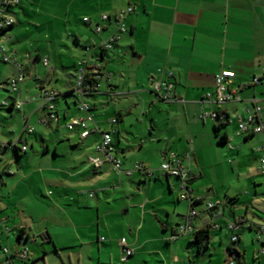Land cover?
Returning <instances> with one entry per match:
<instances>
[{
    "label": "crops",
    "instance_id": "1",
    "mask_svg": "<svg viewBox=\"0 0 264 264\" xmlns=\"http://www.w3.org/2000/svg\"><path fill=\"white\" fill-rule=\"evenodd\" d=\"M18 1L17 5L6 8L14 19V7L22 5L21 0ZM2 2L0 0V8ZM37 2L45 3L25 0L22 6L23 13L31 12L30 18H36L30 19L31 26H42L47 16L57 19L58 16L51 12L42 18L39 11L36 14L34 5ZM47 4L52 3L47 1ZM87 5L91 12L90 22L86 23L84 19L83 22L92 32L95 24L103 28L93 39L94 52L102 40L117 33V14L135 7L123 19L126 31L113 48L104 53L99 49L96 55L92 54V59H98L102 64L98 91L78 96L75 93L76 75L74 82H67L64 89H59L48 86L54 81L53 76L58 78L55 71L41 79L20 65L25 78L19 92L14 93L6 85L16 75L14 63L11 77L3 81V87L13 96L3 100L1 107L10 113L20 111L22 129L15 131L11 127L10 134L5 131L0 134V149L11 150L17 158L15 168L4 164L0 167V264L9 259L5 249L10 252L12 264H168L170 261L183 264L177 253L191 239L180 242L181 236L175 241L171 237L191 211L190 199L198 198L201 201L193 206L198 212L193 219L194 231L186 235L209 228L210 239L213 231H221V242L223 236L229 235L230 242L236 244L241 241L242 230H255L264 247V231L260 232L264 217L257 214L264 208V194L258 191L259 181L252 182L254 194L247 193L251 197L244 205V215L236 216L232 208L227 215V205L222 200L217 199L215 204L208 195L198 191L194 173L195 155L200 149V144L198 147L194 140L197 133L192 131L188 121L178 124L182 112L187 118L198 114L204 125L211 121L214 129L215 125L236 122V114L251 106L253 100L264 107V0H91ZM66 10H72V7ZM102 15L110 19L103 21ZM15 26L16 19L13 27L3 34L7 42H11ZM76 41L82 42L79 34ZM11 54L13 58L17 52ZM79 56L77 61L82 58L83 50ZM44 59L37 57L35 61L43 62ZM222 71L235 73L227 85L229 90L238 89L239 100L232 99L224 104L216 102L215 77ZM255 78L259 79L258 84L254 83ZM28 79L35 81L33 92L29 91L28 83L23 90ZM167 83L174 84L169 100L157 92L159 86L163 90ZM43 91L58 92L53 100L56 119L44 106ZM148 95L155 97L151 96L149 100L156 108L150 121L154 129L147 135L129 131L128 125H133H127V119ZM70 98L74 103L69 102ZM19 100L22 103L17 108ZM81 100L91 106L93 117V122L88 124L92 131L86 138L81 137L79 127L68 129V124L87 116L78 107ZM71 104L78 108L74 110ZM215 112L226 113L231 121L201 118L205 113ZM158 116H167V121L165 128L156 131ZM113 118L118 119L117 123L110 122ZM33 120L34 131L29 133L25 126H31ZM99 130L117 135L118 144L120 136H126L128 144L123 148L116 146L112 139L115 154L122 161L119 173L97 149L101 141ZM130 134L137 138L135 142H130ZM214 134L219 140L215 129ZM223 134L228 138L227 146L232 148L229 136L226 132L220 135ZM256 135L240 137L248 141ZM25 144L27 150L23 152L21 148ZM14 145L20 148L18 152ZM30 149L34 151L27 157ZM258 149L256 172L262 175L257 171L261 157ZM134 154H138L139 160ZM22 157H27L25 163ZM94 159L99 163L95 164ZM166 161L181 166L189 174L186 191L179 178L162 175L159 168ZM137 164L148 171L137 170ZM182 193H187L190 199L182 200ZM238 196L231 197L232 206L239 205ZM211 202L222 212L215 219L207 210V203ZM236 221H239L236 230L230 231L228 224ZM233 235L238 236L237 242H232ZM210 239L208 249L203 252L195 239L199 253L206 254ZM164 242L172 243V246H166ZM192 243L189 242L188 247ZM124 247L133 252L127 259ZM229 247L237 250L235 246L227 245L225 264L230 257ZM25 248L28 258L23 260L17 253ZM163 251L174 252L172 259L162 262L154 257ZM246 252L244 249V254ZM261 252L258 257L256 252L253 254L257 264H264V253ZM243 264H246L244 256Z\"/></svg>",
    "mask_w": 264,
    "mask_h": 264
},
{
    "label": "rangeland",
    "instance_id": "2",
    "mask_svg": "<svg viewBox=\"0 0 264 264\" xmlns=\"http://www.w3.org/2000/svg\"><path fill=\"white\" fill-rule=\"evenodd\" d=\"M39 1H44L45 3L41 5L37 2V4L34 5V9L37 10L36 14L40 12L42 18L43 15L48 14L47 12H49V14L51 12L53 15L58 16L57 19L53 20L48 16H44L43 18L45 19L46 17L47 20L46 22L42 21V26H31L29 23L36 18H30L31 12L29 14L23 13L22 6L25 5V0H21V7L20 5L14 7L16 26L13 31L14 35H12V40L11 42H7L5 40L6 38L4 39L3 37L4 35H1L0 37H2V39L0 38V42L6 48L7 55H12L11 52H17L13 57V59L16 60V63L23 68H27L32 73H35V75L41 79H46L48 75L50 76L52 70L55 71L54 74L57 75L59 81L56 79V76H53L52 78H54V81L51 84H48V86L52 85L59 89H64L67 82H74L73 76L76 75L75 65L78 66L83 56H89L91 59L92 54L96 55L99 51L98 49L94 52L96 50V45L94 47L92 43L93 39H96V34L91 31V27H88L83 22L84 17H91V12L87 5L88 2L91 3V0ZM47 1H50L52 4H47ZM71 1L72 6L70 5ZM69 7H72V10H66V8L68 9ZM77 34H79L80 40L82 41L80 43L76 41ZM84 47H88L89 49L86 50ZM82 50L83 56L77 61ZM28 54L31 55L30 58ZM37 57L40 59L47 58L49 60V66H44L41 61H35ZM13 71L14 64L12 62L5 63L0 58L1 135H3L4 131L7 134L11 127H14L15 131L22 129V116L20 115V111L16 110L13 113H10L8 110L1 107L3 100H9L10 97L13 96V94H10L8 88L3 87L4 82L7 81H5V79L11 77ZM27 83L30 84L28 87H31L29 91H35V81L31 79H28L23 90L25 91ZM24 95L29 94L25 93ZM30 95L32 94L30 93ZM74 96L76 95L74 94ZM151 96L155 99L154 95ZM151 96H146L143 100V104H141L140 101V107L134 108L135 110L132 116L127 119L126 124L128 125L130 123L133 125H128L130 129L129 131H137L142 135H147L154 129L150 126V121L152 119V114L154 115L156 112V108L149 101ZM69 102L74 103L73 98H70ZM71 105L74 110L78 108L73 104ZM181 115L182 117L178 124H187V121L190 122L192 131L197 133V138H194L196 145L199 147L200 144V149H198L197 154L195 155L197 157V163L194 162V173L197 175L196 186L199 188L198 191H201L206 196L208 195L209 199L213 200L215 204L218 203L217 199L222 200V202L227 205V215H229L231 208L236 212V216L239 217L244 215V205L245 203H249L251 195L254 194L253 181H259L260 186L258 191L259 193L264 194V176L259 175L256 172L257 160L260 156L256 150L260 147L259 143L264 142L263 134H257L255 138L245 141L242 137L236 135L237 124L233 121L231 124L222 126L220 130V134L226 132L229 136L232 146V148H229L226 143H218L211 121L206 122L204 125L199 119L198 114H194V117L191 116L189 118L184 116L183 112ZM166 117L167 116L164 118H159V116L156 117L158 127L156 131H159L160 128L166 127ZM63 123L67 124L65 121ZM34 124L35 121L33 120L31 127H33L32 125ZM64 124H62L63 127ZM8 134H10V132ZM111 136L115 145L119 148H123L128 144L126 143L125 135L120 136V144L117 143V135L111 134ZM128 137L130 138V142H135L137 139H134L131 134ZM19 146L21 147V145ZM33 151L34 150L30 149L27 157H29ZM5 152L6 150L4 151L3 149H0V167L4 164L6 167L12 165V168H15L16 156H14V153H12L11 150ZM260 153L262 154V152ZM137 155L138 154H134V157L137 158ZM27 157H22L21 160L23 163L26 162ZM137 159L139 160V158ZM247 193H251V195H248ZM234 194L239 195L240 203L237 206H232L230 203L231 197H233ZM257 214L264 217V213L261 209ZM241 232V241L232 244L229 235L223 236L224 238L221 242V231H213L211 233L210 248L206 254L198 252L194 235H181L180 242L187 240L188 238H190L191 241H186L184 249L177 254L181 256L182 261L186 264H225L227 245H231L237 248L242 258L244 256L246 264H257V262H254L253 254L256 252L255 255L258 257L261 249L264 248L262 242L258 240V233L255 230L252 232L242 230ZM189 242H193V245L191 246L192 248L188 247ZM164 244L169 247L172 246V243L169 244L164 242ZM95 248L96 254L98 255L97 245ZM244 249L247 250L246 254H244ZM173 255L174 252L163 251L154 257L163 262L165 259H172ZM227 259V262L235 261L233 257H228ZM168 264L173 263L170 261Z\"/></svg>",
    "mask_w": 264,
    "mask_h": 264
},
{
    "label": "built area",
    "instance_id": "3",
    "mask_svg": "<svg viewBox=\"0 0 264 264\" xmlns=\"http://www.w3.org/2000/svg\"><path fill=\"white\" fill-rule=\"evenodd\" d=\"M18 0H3L2 5H9V4H15ZM135 10V7L131 6L127 10L121 11L116 16V28L117 33L112 35L106 40H102L99 43V49L100 51H109L113 48V46L118 42V40L121 38L122 34L126 31L125 24L123 23V19L125 16ZM101 19L103 21H107L110 18L106 15H102ZM84 22L88 23L90 22V19L88 17L84 18ZM15 23V19L7 14L3 8H0V36L3 35L4 31L13 26ZM102 26L100 24H95L94 26V33L100 34L102 32ZM89 48H87L88 50ZM0 58L3 62H12L16 66V75L9 80V82L6 84L9 89L14 92L18 93L20 89V84L23 82L25 76L23 74V71L21 69V66L16 63V60L12 58L11 55H7L6 48L4 45L0 42ZM43 64L45 66L48 65V59L45 58L43 60ZM101 62L96 59H91L89 56H84L81 61L79 62L76 70V79H75V93L78 96H83L86 93L96 92L101 87ZM172 74L170 73V76ZM235 76L234 72L231 71H222L221 73L217 74L215 77V84H216V94H217V100L216 102L218 104H224L232 99L239 100L240 98L237 96V90L238 89H231L229 90L228 85L230 83L231 78ZM254 83L258 84L259 79L255 78ZM174 88L173 83H167L165 88L161 90V86L157 88V92L160 93L161 97L169 100L171 98V91ZM58 96V92L56 91H43L41 94V99L44 102V106H46V109L50 112V116L53 119H56V115L53 113L55 110V105L53 104L54 98ZM210 97V95H208ZM233 97V98H232ZM20 100L16 103L17 108L21 106ZM4 106H8L7 102H3ZM78 107L81 111H84L87 113V116L85 118L76 119L70 124H68V129L72 130L75 127H79L81 129V137L86 138L90 133L91 129L89 128L88 124L89 122H93V117L90 113L91 106L84 102L79 101ZM201 118H212L215 121L224 120L225 122H230V117L226 113L220 114L219 112L215 113H205L201 116ZM118 119L113 118L110 120L111 123H117ZM235 121L237 124V135L243 136V135H255V134H263L264 136V107L259 105L256 100L252 101V105L246 107L243 111L238 112L235 116ZM98 129V128H96ZM25 130L29 133H32L34 131V128L31 126L26 125ZM101 133V141L97 145L98 151L102 152L106 159L111 162L113 166V170L117 173L121 171V165L122 161L120 158L116 156V150L114 148L113 142H112V136L111 132H102ZM22 151L25 152L27 150V146H22ZM260 152H262L261 157L259 158V164L257 171L264 175V143L260 148L258 149ZM95 164L99 163L98 159L92 160ZM136 169L147 172L148 170L142 166L141 164L136 165ZM160 171L162 172V175L165 177L173 176L179 178L182 183L183 187L186 191L188 188V181H189V174L184 171V169L181 166H174L170 161L163 162L160 165ZM130 174V172H129ZM180 198L182 200L190 199L189 196H187V193H182L180 195ZM201 198H198L196 200L190 199L192 209L189 212V214L186 216V220L184 224L179 225L177 228V233H175L171 240L175 241L177 238L181 235H186L189 233H192L194 231L193 227V219L198 215L197 210L193 207V205L196 202H200ZM207 210L211 213V217L213 219L221 216L222 212L217 210L215 208L214 203H207ZM264 212V208H263ZM239 224V221L236 222H230L228 224V229L230 231L236 230L237 226ZM216 226V225H215ZM214 226V227H215ZM217 227V226H216ZM264 231V224L260 226V232L262 233ZM261 236H259V240L261 241ZM238 236L233 235L232 242H237ZM122 244L125 243L122 241ZM6 254H8L7 262L5 264H11L10 260V252L8 249L4 250ZM125 252V259L129 258L133 252L131 249L124 247ZM261 253H264V249ZM17 256L23 260L28 258V249L25 248L23 251L18 252ZM227 264H235L234 261H229Z\"/></svg>",
    "mask_w": 264,
    "mask_h": 264
},
{
    "label": "trees",
    "instance_id": "4",
    "mask_svg": "<svg viewBox=\"0 0 264 264\" xmlns=\"http://www.w3.org/2000/svg\"><path fill=\"white\" fill-rule=\"evenodd\" d=\"M18 2L15 3V4L2 5V8L7 13L6 8L7 7H11L13 5H17ZM12 27L13 26H11L7 30H5L3 33L6 34ZM102 52L104 53L105 51H102ZM222 126H224V125H215L214 126L215 132L219 136V140H218V143L219 144L227 143V139H228L227 136H226V134L220 135V130H221V127ZM246 140H248V139H246ZM14 149H15L16 152H18L20 150V148H18L17 145H14ZM0 176H1V174H0ZM194 235H195L196 242L199 244V248H200L201 252L207 250L208 247H209V239H210V230H209V228H206L204 230H199ZM228 254H229L230 257H233L234 258L235 264H243V258H242V256L234 248L229 247L228 248Z\"/></svg>",
    "mask_w": 264,
    "mask_h": 264
},
{
    "label": "water",
    "instance_id": "5",
    "mask_svg": "<svg viewBox=\"0 0 264 264\" xmlns=\"http://www.w3.org/2000/svg\"><path fill=\"white\" fill-rule=\"evenodd\" d=\"M12 263V262H11Z\"/></svg>",
    "mask_w": 264,
    "mask_h": 264
}]
</instances>
